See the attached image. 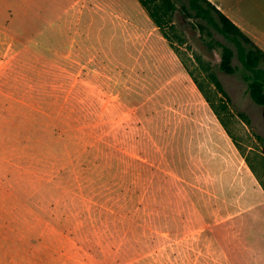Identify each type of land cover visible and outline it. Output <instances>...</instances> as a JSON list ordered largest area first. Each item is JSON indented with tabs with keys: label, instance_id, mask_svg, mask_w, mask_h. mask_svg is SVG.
<instances>
[{
	"label": "rangeland",
	"instance_id": "obj_1",
	"mask_svg": "<svg viewBox=\"0 0 264 264\" xmlns=\"http://www.w3.org/2000/svg\"><path fill=\"white\" fill-rule=\"evenodd\" d=\"M82 1L0 0V264H248L232 216L264 201V106L175 12L167 32L255 176L197 86L158 103ZM213 2L264 25V0Z\"/></svg>",
	"mask_w": 264,
	"mask_h": 264
},
{
	"label": "crops",
	"instance_id": "obj_2",
	"mask_svg": "<svg viewBox=\"0 0 264 264\" xmlns=\"http://www.w3.org/2000/svg\"><path fill=\"white\" fill-rule=\"evenodd\" d=\"M80 3L77 11L80 22L86 23V19H83L86 15L105 19L106 49L109 56L112 55L120 62L126 63L128 60L138 65V72L145 76L144 80H158V103L161 104L162 98L166 96L177 99L178 93L187 98L188 90L197 98L194 79L139 0H84ZM232 20L264 50V25L250 33L236 21V17ZM97 26V21L90 22L91 34ZM188 100L194 101L193 98ZM189 114L187 112L185 115ZM184 123L191 122L184 120ZM195 125V132L203 131L207 127L204 124ZM215 125L216 128L219 127V124ZM176 127L178 133L179 124ZM223 128L225 129L224 126ZM225 132L227 133L226 129ZM244 208V214L237 212L232 217L235 225L241 228L239 236H242L248 248V264H264V201L252 202L242 209Z\"/></svg>",
	"mask_w": 264,
	"mask_h": 264
},
{
	"label": "trees",
	"instance_id": "obj_3",
	"mask_svg": "<svg viewBox=\"0 0 264 264\" xmlns=\"http://www.w3.org/2000/svg\"><path fill=\"white\" fill-rule=\"evenodd\" d=\"M139 1L155 25L160 29L163 36L170 43L171 47L181 58L178 50L174 46V41L167 32V28L175 29V12H180L191 23L193 28L200 33L203 43L208 47L210 52H214V50L220 51V70L227 74H240L247 84L249 96L256 104L264 106V50L217 4L211 0ZM220 37L224 40L220 39ZM235 59L239 61V65L234 63ZM182 62L215 115L232 138L234 144L241 152L238 143L227 129L220 113L215 109L202 83L192 73L183 59ZM209 81L216 89L227 95L223 83L215 71L209 73ZM241 154L256 176L255 170L250 165L248 158L242 152Z\"/></svg>",
	"mask_w": 264,
	"mask_h": 264
}]
</instances>
